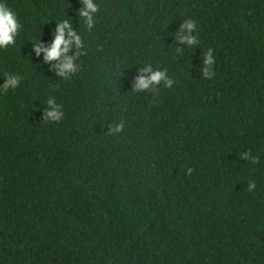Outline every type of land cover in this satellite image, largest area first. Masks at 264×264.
I'll list each match as a JSON object with an SVG mask.
<instances>
[{
    "label": "trees",
    "instance_id": "obj_1",
    "mask_svg": "<svg viewBox=\"0 0 264 264\" xmlns=\"http://www.w3.org/2000/svg\"><path fill=\"white\" fill-rule=\"evenodd\" d=\"M0 2L21 25L0 48V264H264V0H94L91 28L82 0ZM63 21L82 46L60 76ZM148 66L173 86L137 91Z\"/></svg>",
    "mask_w": 264,
    "mask_h": 264
},
{
    "label": "clouds",
    "instance_id": "obj_2",
    "mask_svg": "<svg viewBox=\"0 0 264 264\" xmlns=\"http://www.w3.org/2000/svg\"><path fill=\"white\" fill-rule=\"evenodd\" d=\"M84 8L81 10L80 15L82 17L87 18L88 27L91 28L93 26V14L98 12V5L94 2V0H82ZM21 25L18 22V16L16 12H14L6 3L0 2V48H7L10 45H14L16 42V38L19 34ZM68 30V36L70 39L65 40V30ZM197 30V23L193 19L186 20L181 25V30L179 34V40L181 43L187 44L189 46H195L198 44V38L193 33ZM58 35H55L54 43L50 49H44L46 52L45 61L51 62L53 60H61V57L64 59L61 61V71L58 73L60 76H65L68 73H74L76 71L75 66V57H68L66 54L69 51V45L75 42L77 47H81V38L72 31V27L68 21H63L58 26ZM35 51L37 55L40 54L41 48L36 47ZM179 51V49H178ZM79 55V54H77ZM214 55L213 49L209 48L204 53L203 59V77L207 79H211L215 76L214 71ZM141 73H150V76L145 77L144 75H140L137 77L135 89L137 91L140 90H148L153 85H159L161 83L164 84L165 87L171 88L173 86V81L168 78L166 70H156L153 71L151 66L144 67L141 70ZM20 80L18 77L9 78L7 82L2 86V88L6 91L9 88L15 89L19 86ZM49 105L53 106L55 109V101L49 100ZM63 112L59 110L47 111L45 113L46 119L52 122H59L63 119ZM123 124L119 125L114 131L119 132L122 131ZM242 158L249 160L253 164H257L259 162V158L253 156L251 153H242ZM193 172V168H187V173L191 175ZM256 188V183L254 181H250L248 184V190L254 191Z\"/></svg>",
    "mask_w": 264,
    "mask_h": 264
}]
</instances>
